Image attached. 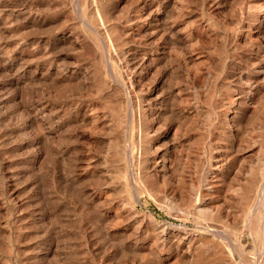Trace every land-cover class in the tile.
I'll list each match as a JSON object with an SVG mask.
<instances>
[{
	"label": "rangeland",
	"instance_id": "374dc122",
	"mask_svg": "<svg viewBox=\"0 0 264 264\" xmlns=\"http://www.w3.org/2000/svg\"><path fill=\"white\" fill-rule=\"evenodd\" d=\"M0 8V264H264V0Z\"/></svg>",
	"mask_w": 264,
	"mask_h": 264
},
{
	"label": "bare ground",
	"instance_id": "6f19581e",
	"mask_svg": "<svg viewBox=\"0 0 264 264\" xmlns=\"http://www.w3.org/2000/svg\"><path fill=\"white\" fill-rule=\"evenodd\" d=\"M3 1V0H2ZM141 1V0H140ZM153 1V0H152ZM155 1V0H154ZM171 1H173V0H171ZM163 2V1H162ZM142 3V2H141ZM144 3V2H143ZM146 3V2H145ZM4 4V3H3ZM158 4V3H157ZM173 4H174V2H173ZM23 5V4H22ZM142 5H144V4H142ZM6 6V5H5ZM4 6V7H5ZM170 6V5H169ZM3 8V7H2ZM23 8V7H22ZM141 8V7H140ZM140 8H139V10H140ZM157 8H158V6H157ZM166 8V7H165ZM1 9V8H0ZM4 9V8H3ZM7 9V8H6ZM26 9V8H25ZM171 9H169V11H170ZM141 12H142V15H145L144 17H145V19L147 20V19H151V18H153V12L151 11V5H150V3H148L147 4V6H145L142 10H141ZM25 12H24V10L23 9H19L17 12H16V17L17 18H24V16H25ZM167 14V13H166ZM28 15V14H27ZM26 15V16H27ZM34 15V14H33ZM141 15V16H142ZM168 15V14H167ZM37 16V15H36ZM140 16V15H139ZM165 16V15H164ZM1 17H3V16H1ZM156 17V16H155ZM16 18V19H17ZM40 18V17H39ZM137 18H139V17H137ZM142 18V17H141ZM26 19V21L23 23V24H21V25H19V26H17V29L16 30H20V29H24V28H26L27 27V24L29 25V27L30 26H33V25H39V27L40 26H43L44 25V21L43 20H41V19H38L37 17L36 18H31V17H28V18H25ZM30 19H33V21L31 22V21H29ZM5 20V19H4ZM134 20V19H133ZM148 21V20H147ZM135 22V21H134ZM164 22V21H163ZM8 23V22H7ZM138 23V22H137ZM6 24V23H5ZM155 24V23H154ZM165 24V23H164ZM2 25V24H1ZM3 25H4V23H3ZM149 25V24H148ZM154 26V25H153ZM11 31L12 29H10L9 27H0V38L3 36L4 37V35L8 32V31ZM14 31V30H13ZM15 32V31H14ZM151 33V32H150ZM153 33V32H152ZM149 35V34H148ZM68 38V37H67ZM153 38V37H152ZM8 39V38H7ZM1 41V40H0ZM6 42V41H5ZM1 43V42H0ZM2 43H3V41H2ZM7 43V42H6ZM9 43H11V41L9 42ZM1 46V45H0ZM5 46V45H4ZM9 47V46H8ZM159 47V46H158ZM7 48V47H6ZM7 49H9V48H7ZM19 49V48H18ZM160 49V48H159ZM162 49V48H161ZM157 50V49H156ZM164 50V49H163ZM5 51V48H4V50L2 49V47L0 48V52L2 53H0V64H1V67H2V69L3 70H11L12 69V67L14 66V63H15V61H16V59H18V58H16V59H13L14 57L12 56V58H11V56L10 55H8V53L7 52H4ZM9 51V50H8ZM23 51V50H22ZM21 51V52H22ZM32 51V50H31ZM37 49H34L32 52H31V56L33 55V56H35L36 55V53H37ZM160 51V50H159ZM29 52V51H28ZM164 53V52H163ZM135 54V53H134ZM134 54H132V55H134ZM151 54H152V52H151ZM18 55V54H17ZM21 55V54H20ZM20 55H18V56H20ZM108 55V54H107ZM106 55V56H107ZM143 55V54H142ZM141 56V55H140ZM150 56V55H149ZM149 56H147V54L146 55H144L143 57H140L139 58V56H134L133 58H131L130 60H132V61H134L133 63L135 64V67L136 68H140V67H145V66H147V64H148V62L150 61V58H149ZM162 56H163V54H162ZM17 57V56H16ZM109 57H110V54H109ZM127 57V56H126ZM131 57V56H130ZM26 58V57H25ZM108 58V57H107ZM128 58V57H127ZM152 58V57H151ZM154 58V57H153ZM152 58V59H153ZM159 58H161V56L159 57ZM21 59H23V58H21ZM20 59V60H21ZM109 59V58H108ZM163 61V60H162ZM18 63V62H17ZM129 63V62H128ZM163 63V62H162ZM22 64V63H21ZM153 64H154V62H153ZM128 65H130V64H128ZM155 65V64H154ZM152 66V65H151ZM24 67V66H23ZM14 68V67H13ZM21 69H22V67H21ZM61 69V68H60ZM130 69H132L131 67H130ZM1 70V69H0ZM144 70V69H143ZM6 71H3V72H5V73H9V72H6ZM56 71V70H55ZM135 71V70H134ZM151 71V70H150ZM34 72V71H33ZM143 72H145V71H143ZM22 73V72H21ZM42 73V72H41ZM58 73V72H57ZM24 74V73H23ZM56 74V73H55ZM69 74L70 73H68L67 71H61L60 72V79H62V80H70V78H71V76H69ZM11 74H9V76H10ZM13 75V74H12ZM42 75V74H41ZM58 75V74H57ZM134 75H135V73H134ZM137 75V74H136ZM145 75H146V73H145ZM239 74H237L236 76H238ZM16 76V75H15ZM19 76V75H18ZM27 76H29V75H27ZM26 76V77H27ZM30 76H32V75H30ZM13 77V76H12ZM25 77V78H26ZM21 78V77H20ZM241 78V77H240ZM56 79V78H55ZM132 79V78H131ZM53 80V78H51V77H49V73L48 74H43V77H41V76H37V77H34L33 78V76H32V79H25L23 82H31V84H32V81H37L36 83H39V82H43L44 84V86L46 85V84H48V82L50 81L51 83L53 82L52 81ZM73 80V79H72ZM245 80V79H244ZM250 80V79H249ZM39 81V82H38ZM137 81V80H136ZM135 81V82H136ZM243 81V80H242ZM1 82V81H0ZM3 82V81H2ZM62 82V81H61ZM66 82V81H65ZM8 83V82H7ZM133 83V82H132ZM165 83V82H164ZM10 84L11 85H13L15 88H10V87H8V88H10V90H14V92H17V90H18V88L19 87H21V84H20V79H15V78H11V81H10ZM25 84V83H24ZM30 84V85H31ZM135 84V83H134ZM26 85H29V84H26ZM29 85V86H30ZM33 85H35V86H37V84H34L33 83ZM40 85L42 86V84L40 83ZM51 85V84H50ZM125 85V84H124ZM137 85V84H136ZM159 85V84H158ZM32 86V85H31ZM30 86V87H31ZM160 86V85H159ZM161 86H163V84L161 85ZM165 86V85H164ZM247 86V85H246ZM1 87V86H0ZM4 88V87H3ZM38 88V87H37ZM157 88V87H156ZM244 88V87H243ZM164 89V88H163ZM244 89H246V88H244ZM1 90V89H0ZM22 90V89H21ZM42 90V89H41ZM157 90V89H156ZM255 90H256V88H255ZM1 92H2V90H1ZM9 92V91H8ZM153 92V91H152ZM4 93H6V92H4ZM4 93L2 94V95H4ZM11 93H13V92H11ZM30 93V92H29ZM22 94V93H21ZM9 95H11L10 94V92H9ZM17 95V94H16ZM7 96H8V94H7ZM7 96H6V98H7ZM13 96H14V94H13ZM34 97V96H33ZM3 98H5L4 96H3ZM0 99H1V97H0ZM41 99V98H40ZM251 99V98H250ZM13 100V99H12ZM12 100H11V103H12ZM15 100H16V97H15ZM19 100V99H18ZM35 99H33V101H34ZM161 100V99H160ZM8 101V100H7ZM17 101V100H16ZM40 103V102H39ZM233 103V102H232ZM2 104H4V103H2ZM21 104V103H20ZM31 104V103H30ZM36 104V103H35ZM46 104V103H45ZM5 105V104H4ZM13 105V104H12ZM11 105V106H12ZM19 105V104H18ZM24 106V105H23ZM7 107V106H6ZM15 107L16 106H14V110H15ZM36 107V106H35ZM11 108V107H10ZM13 108V107H12ZM24 108H25V106H24ZM38 108V107H37ZM7 111H8V109H6ZM37 110V109H36ZM36 110H35V112H36ZM4 112H5V110H3ZM11 111V110H10ZM32 111V110H31ZM34 111V110H33ZM16 112V111H15ZM27 112H30V111H27ZM131 112V111H130ZM26 113V112H25ZM40 113V112H39ZM44 113H45V111H44ZM57 113V112H56ZM63 113V112H62ZM90 113H92V111L90 112ZM94 113V112H93ZM35 114V113H34ZM4 115H6V113H4ZM30 115H32V113L30 114ZM36 115V114H35ZM39 115V114H38ZM94 115V114H93ZM92 115V116H93ZM86 117H88L87 115H85ZM91 116V117H92ZM131 116V115H130ZM7 117V116H6ZM11 117V116H10ZM26 117V116H25ZM35 117V116H34ZM33 117V118H34ZM80 117V116H79ZM90 117V118H91ZM3 118L4 117H2V120H3ZM5 119V121H4V123L3 124H5V122H6V118H4ZM8 119H9V116H8ZM28 118H26V120H27ZM35 119V118H34ZM10 120V119H9ZM9 120H7V121H9ZM26 120H25V122H26ZM30 120V119H29ZM0 121H1V119H0ZM81 121V120H80ZM28 122V121H27ZM6 124H7V122H6ZM24 124V123H23ZM2 125V124H1ZM10 125V124H9ZM8 125V126H9ZM3 126V125H2ZM8 126H6V127H8ZM59 128V127H58ZM61 128V127H60ZM61 138V137H60ZM63 138V137H62ZM159 146V145H158ZM170 150H171V148H170ZM167 153V152H166ZM37 156V155H36ZM224 159V158H223ZM34 160H35V158H34ZM161 160V159H160ZM165 160V159H164ZM220 161V160H219ZM261 161V160H260ZM264 161V160H263ZM32 163H34V162H31V164ZM168 163H169V161H168ZM220 163V162H219ZM223 163V162H222ZM217 164V163H216ZM216 164H214V165H216ZM34 166V165H33ZM161 166V165H160ZM167 166V165H166ZM209 166V165H208ZM35 167V166H34ZM222 167V166H221ZM221 167H218L219 168V170H221L220 168ZM223 169V168H222ZM218 170V169H217ZM207 173V172H206ZM213 174V173H212ZM215 175V174H214ZM6 178V177H5ZM61 178V177H60ZM66 179V178H65ZM217 179V178H216ZM220 180V179H219ZM210 182V181H209ZM208 183V182H207ZM212 183V182H211ZM214 183H216V182H214ZM205 186H207V185H205ZM213 186V185H212ZM215 186H216V184H215ZM264 186V185H263ZM208 187V186H207ZM214 187V186H213ZM3 189V188H2ZM4 190L8 193L9 192V190H10V184L8 183V182H5L4 183ZM3 190V191H4ZM261 190V189H260ZM135 194V193H134ZM136 197V196H135ZM258 198V197H257ZM138 199V198H137ZM256 204H258V203H256ZM251 215V214H250ZM248 221V220H247ZM260 222V227H261V231H262V234L264 235V217H263V220H261V221H259ZM248 223V222H247ZM209 227V226H208ZM242 227V226H241ZM213 228V227H212ZM211 228V229H212ZM240 228V227H239ZM243 228V227H242ZM244 228H246V226L244 227ZM215 229V228H214ZM247 229V228H246ZM250 230V229H249ZM244 231V230H243ZM247 231V230H246ZM214 232H215V230H214ZM217 233H219V231L217 232ZM164 235V234H163ZM162 235V236H163ZM168 235V234H167ZM225 236V235H224ZM166 237V236H165ZM223 237V236H222ZM170 238V237H169ZM246 238V237H245ZM167 239V238H166ZM165 239V240H166ZM222 239V238H221ZM230 241V240H229ZM228 242V241H227ZM227 248H229V250H228V253H229V255H233L234 253H235V247L232 245V244H228L227 245ZM240 259V258H239Z\"/></svg>",
	"mask_w": 264,
	"mask_h": 264
}]
</instances>
